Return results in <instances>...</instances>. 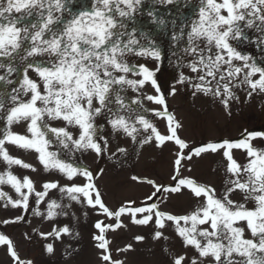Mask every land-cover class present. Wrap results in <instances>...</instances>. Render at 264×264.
<instances>
[{"label":"snow or ice","instance_id":"obj_1","mask_svg":"<svg viewBox=\"0 0 264 264\" xmlns=\"http://www.w3.org/2000/svg\"><path fill=\"white\" fill-rule=\"evenodd\" d=\"M73 3L0 0V121L5 122L0 128V161L7 165L0 173V185L11 186L17 194L13 199L0 189V199L6 198L3 206L31 210L49 221L60 216L78 219L72 211L74 204L90 208L105 217L93 225L98 230L93 239L101 264H124L112 258L106 238L107 232L126 227L122 217L135 225L152 226L153 239H168L165 231L173 228L183 254H171L170 264H264V150L244 139L190 146L179 135L182 124L168 110L161 93L156 75L159 67L134 62L163 61L162 33L168 36V49L177 57V67L195 74L190 77L181 71L176 84H191L194 95L221 98L228 107L229 100L237 98L233 88L246 85L249 98L264 94V59L258 62L236 47L248 39L249 29L262 34L259 42L264 45V0H196L195 4L192 0H94L90 9L78 11H73ZM181 3L191 7V14L170 20L155 7L173 5L180 11ZM145 10L151 17L147 26L139 20ZM149 87L153 94H148ZM176 91L173 86L170 94ZM149 103L157 107L150 109ZM157 119H166L163 134L154 123ZM13 126L23 131H13ZM106 126L112 135L130 138L141 146L152 143L160 147L165 142L178 146L172 160L173 183L141 181L154 189L145 202L128 201L117 210L110 209L96 175L77 158V153H105L109 141L102 133ZM257 136L264 133L250 134L253 139ZM6 145L38 154L45 171H55L59 179L43 182V190L36 191L32 179L18 178L10 169H37L11 155ZM233 149L244 150L248 163H238ZM117 152L126 155L127 149L117 147ZM209 154L222 155L228 161L230 177L219 189L184 177L190 164ZM80 179L83 183H76ZM52 190L62 194L61 201L66 197L69 202L46 199ZM165 193L168 198L188 196L192 209L180 215L162 210L157 201ZM249 202L255 206L247 207ZM41 203L46 205L45 212L39 209ZM24 219L17 216L2 223ZM246 232L251 238H246ZM62 234L71 235L72 229L65 225L39 233L45 240L59 239ZM144 239L135 237L138 242ZM0 245L6 246L14 264H32L20 258L13 242L2 233ZM132 248L129 244L119 251ZM46 252H54L52 244L46 245Z\"/></svg>","mask_w":264,"mask_h":264},{"label":"rangeland","instance_id":"obj_2","mask_svg":"<svg viewBox=\"0 0 264 264\" xmlns=\"http://www.w3.org/2000/svg\"><path fill=\"white\" fill-rule=\"evenodd\" d=\"M93 3L94 0H74L72 8L73 11L90 9ZM192 3L195 4L196 0H192ZM148 7H152V5L149 4ZM155 7L159 9L162 16L169 20L178 18L180 15L188 16L192 12L191 7L185 8L183 3L179 6L180 11H177L173 5H155ZM139 20L147 26V21L151 20V17L146 15L145 10V15L139 17ZM246 31L248 39L237 43L236 47L242 54L249 55L259 62L264 59V50H262L264 45L259 42L262 34L251 29ZM159 43L160 47L165 50V58L162 62L142 59L134 62H146L150 68L159 67L156 74L157 82L160 85L161 93L166 97L168 110L182 124L179 133L181 138L190 146L226 140L235 142L244 139L250 140L254 148L264 150V136L250 138V134L253 132L264 133V94H254L249 98L247 93L250 89L246 85L233 88L237 98L230 99L228 107L221 103V98H213L211 95L202 93L194 95V88L191 84L179 85L176 84V79L181 71L190 77H194L195 74L186 68L177 67V57L173 56L168 49L167 35L161 33ZM169 58L172 63H169ZM11 78L15 79V75ZM255 78L258 77H253V79ZM173 86L177 89L175 95L170 94ZM153 92L154 90L149 87L148 94H153ZM147 107L153 109L157 106L149 103ZM4 123V121H0V128H3ZM98 123L104 124V121L100 120ZM154 123L157 125L158 131L162 134L166 132V119H157ZM13 131L22 132L23 129L13 126ZM102 134L109 141L103 155L86 153L81 156L77 153V158L96 175L98 189L110 209L117 210L128 201H135L137 204L145 202L146 197L154 189L152 185L141 181L150 179L165 186L173 183L171 179L173 175L172 160L175 149L178 147L173 142H165V145L160 147L152 143L141 146L134 144L130 138L112 135L111 129L107 126ZM6 147L9 148L11 155L37 169L35 172L19 166H12L10 169L18 178L26 176L32 179L35 182L36 191L43 190V182L59 179V174L55 171H45L37 159L38 154L31 150L25 151L8 145ZM117 147L126 148L127 154L122 155L117 152ZM51 150L55 151V146ZM233 156L238 163H248L249 157L244 150L233 149ZM64 159L71 162L70 156H65ZM227 163L228 161L222 155H205L202 159L197 158L194 163L189 165L191 170L186 171L184 177L194 178L201 183H207L219 189L230 177V174L226 172ZM6 169L7 165L0 161V173ZM133 177L138 179L134 180ZM76 183H83V180H76ZM0 189L13 199L17 198V194L11 186L0 185ZM61 195V193L52 190L46 199L51 198L67 204L68 199L65 197L61 201ZM5 202L6 198L0 199V233L6 235L13 242L22 260H30L32 264H101L100 250L95 246L97 241L93 239L98 230L93 225L97 219L104 220L105 217L98 216L90 208H82L80 205L74 204L72 211L78 219L60 216L55 221H49L33 215L31 210L24 212L12 208L10 205L5 208L3 206ZM157 203L160 204L162 210L176 215L185 214L193 207V201L188 196L173 195L168 198L167 193ZM246 206L252 208L255 204L249 202ZM32 207H36V205L33 204ZM39 209L41 212H45L46 205L41 203ZM17 216H24L25 219L17 223H2L4 220H14ZM121 220L126 227L109 231L106 234L114 260H122L124 264H170L171 254L177 252L183 254L182 245L173 228L169 227L165 231L168 239H153L154 229L152 226L135 225L125 217H122ZM106 222L112 223V220L108 219ZM65 225L72 229L71 235L62 234L59 239L49 237L47 240L39 235V233L51 232L56 227L63 228ZM138 235L144 236L145 239L136 241L135 237ZM245 236L251 238L250 232H246ZM47 244L53 245L54 252L52 254L46 252ZM129 244L133 245L131 250L119 251ZM0 264H14L5 245H0Z\"/></svg>","mask_w":264,"mask_h":264}]
</instances>
